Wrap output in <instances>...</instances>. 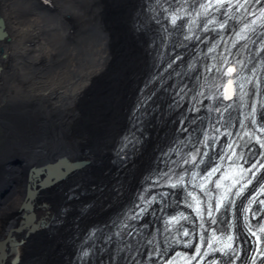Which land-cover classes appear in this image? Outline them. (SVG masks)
I'll return each mask as SVG.
<instances>
[{
    "label": "bare ground",
    "instance_id": "1",
    "mask_svg": "<svg viewBox=\"0 0 264 264\" xmlns=\"http://www.w3.org/2000/svg\"><path fill=\"white\" fill-rule=\"evenodd\" d=\"M47 2L0 0V264H107L99 235L112 237L113 216L178 130L169 108L168 67L179 75L190 56L182 59L166 47L177 61L163 64L166 53L156 43L144 0ZM179 22L169 31L177 33ZM188 45L178 50L185 53ZM96 67L101 72L92 79L95 90L84 95V120L77 102L62 113L65 102L83 97ZM184 107L182 101L176 112ZM98 150L111 160L104 167L113 170L82 185L86 179L73 175ZM146 221L139 231L149 228L151 218ZM140 249L129 250L131 256Z\"/></svg>",
    "mask_w": 264,
    "mask_h": 264
},
{
    "label": "snow or ice",
    "instance_id": "2",
    "mask_svg": "<svg viewBox=\"0 0 264 264\" xmlns=\"http://www.w3.org/2000/svg\"><path fill=\"white\" fill-rule=\"evenodd\" d=\"M173 3H175V0H173ZM184 3H187V0H184ZM225 4L228 5L227 9H225L224 11V15L227 16L228 18H233L235 16V12H240L241 16L240 19H243L246 15H250L252 17H254V19L251 20L250 23L246 24L244 26V28L241 30V32L237 33L236 39L237 40H241V39H248L246 33L248 32H256V27L254 26H264V0H207L206 3H201L199 5L200 11L195 12V15L193 16V13L188 12L187 9L184 8L183 3L178 7L175 8L173 13L171 14V23L173 25L176 24L178 19H182L185 15L187 16H193V19L189 22V27L191 28L192 25L196 24V17H200V16H204V17H208L210 16L211 12L215 11V12H219L221 9L224 8ZM255 5H260L259 10H257L255 8ZM235 9V12H233L232 10ZM216 23V18L212 17L210 19H208L206 21L205 24V28L204 30L207 31L208 30V26L209 25H213ZM226 21L225 23H221L218 25V27L220 29H223L226 27ZM190 38V37H188ZM262 43H264V35H262L260 37ZM245 47H247V45H245ZM212 51H215V48L211 49ZM231 53L229 52V55ZM223 64H229V60L227 59V57H223L222 58ZM243 61H236L235 64H239L241 66H243ZM213 67H215V65H213ZM218 72L222 71V74L225 76L230 77V79L227 81L226 85H223L224 91L220 92L219 88L217 90V93L219 96H223L224 99H228L231 100L233 98V96L236 94L235 93V88L233 87V85L236 83V81L240 80V77L237 76L235 78V80L231 79V77L233 76L234 73L237 72V67L235 65L233 66H229L226 68V70L224 69H216ZM209 71H211V69H209ZM253 75H255V72H253ZM248 83H251V77H249ZM239 88H240V99H243V97L245 95H247L246 92H244V88H245V84L244 83H240L239 84ZM231 107V106H229ZM262 107H264V105H262ZM255 109H253V113H251L250 115H254ZM262 119H264V116H262ZM241 127H245V125L241 124ZM186 130V129H185ZM218 131V129H217ZM260 131L264 132V127L260 128ZM230 135V134H229ZM245 136H250V134L248 132L244 133ZM207 139V137H206ZM256 142L259 144L260 148L264 149V141H261L260 137H255ZM235 143V142H233ZM229 149H233V144H229L228 145ZM198 154V153H197ZM233 155H235V151L233 149ZM206 155V154H205ZM231 159V157H229ZM243 156L241 155V157H238L237 159H242ZM195 155L192 156V162H195ZM185 163H188L189 161H184ZM257 166H259V168H264V162L257 160L254 163L251 164V166L247 169L244 170L242 167L240 169V172L242 174L247 173V171H252V169H257ZM258 170V169H257ZM219 171V166L216 168H213L211 172L208 173V177L213 176L216 172ZM235 171V170H233ZM231 177L229 175H225L224 179H230ZM195 179V176H193V180ZM237 181H233V186H235V183ZM177 183H183V177H181ZM248 183H251V181L249 180ZM175 186V185H173ZM222 183L221 182H217L216 183V187L220 188L222 187ZM201 190L204 189L205 185H200ZM244 187H247V185H244L241 187V189L236 193V195H240L241 192H243ZM230 191V189H229ZM260 195H264V189L261 190L260 193H257L256 197H253L251 203H261L264 204V200H258V197ZM193 200L196 203V212L203 216V212L200 208V201L196 196L192 197ZM227 200V195H224L220 198L219 203L216 206L215 211L219 212L221 207H225V201ZM150 203V201H149ZM234 202H230L229 203V208L231 206V204ZM251 204L249 206L248 211H251ZM144 211V209H141V212ZM208 216L210 218H212L214 216V212L211 208V206H209L208 208V212H207ZM136 215H139V213H137ZM136 215H134L132 218L135 219ZM253 217L256 218V213H253ZM259 219H264V216L260 217ZM177 221H170V223H175ZM212 224H215L216 221L215 219L211 220ZM129 225H125V228H129ZM249 232L251 233V235L253 237L256 238V244H257V253L259 254V257L261 259V264H264V247H261L262 244H264V241L261 240V235L259 234H264V226H258L257 229L255 231H253L251 224H249ZM259 233V234H258ZM124 235H127L129 237H131L133 235L132 231H127L125 233H123ZM184 235H188L187 232L184 233ZM212 241L213 243H217L219 242V238L216 237L215 235L212 237ZM233 237L231 235H229L226 239V241L223 243V247L220 249V251L224 252L225 250H231L233 253H235L237 250L233 248ZM149 243H151V241H149ZM209 247H211V245H209ZM197 255H199V253H197ZM205 255H207V253H205ZM227 264H231V261L227 262ZM252 264H256V256L253 257V261Z\"/></svg>",
    "mask_w": 264,
    "mask_h": 264
},
{
    "label": "rangeland",
    "instance_id": "3",
    "mask_svg": "<svg viewBox=\"0 0 264 264\" xmlns=\"http://www.w3.org/2000/svg\"><path fill=\"white\" fill-rule=\"evenodd\" d=\"M46 2H47V0H46ZM48 3V2H47ZM101 72V68L99 69L98 67H96V68H94L89 74H88V76H87V80H86V84H85V86H84V89L81 91L82 93H83V97H81V95H78V96H76V97H74V98H71V99H69L67 102H65V104H63V106H62V113H68V112H70L72 109H74L75 108V105H76V102H77V105H78V113H79V115L78 116H83V117H80V119L81 120H84L83 118H85V115H86V111H88L89 109L86 107V102L85 101H87L86 99V97H87V95H89L90 94V92L92 91V90H95L94 89V87H93V83H94V81H95V79H94V81H92V79L93 78H95V76L97 75V74H99ZM99 77H101V76H99ZM96 79H98V77L96 78ZM91 90V91H90ZM85 93V94H84ZM86 97H85V96ZM82 100V101H81ZM80 103H81V105H80ZM85 105V106H84ZM84 108V109H83ZM77 113V114H78ZM83 114V115H82ZM81 120H76V122L75 123H77V121H78V123H79V121H81ZM81 124V123H80ZM82 125V124H81ZM77 126H78V130L80 129V125H78L77 124ZM77 130V131H78ZM77 131L75 132V134L77 133ZM76 136L79 138V136L76 134ZM91 149H93L94 150V148H91ZM104 152H100L99 150H98V152L97 151H94L93 153H92V156H93V159L90 161V162H87L84 166H82V167H85L84 169L82 168V169H80V173L79 174H74L73 176H74V180H77V181H79L80 179H81V177L80 176H82V180H85L86 179V182L83 184L82 183V185H90V184H92L93 183V185L96 183V182H100L103 178V174L105 173V172H107L108 171V173L110 172V171H112L113 169H112V166H111V164H109L108 163V161H110L111 162V160L108 158V157H105L106 159H104V154H103ZM98 158V159H97ZM104 160H108V161H105L106 162V164H109V166H107V167H104ZM101 161V162H100ZM98 166H100V167H98ZM88 169V170H87ZM108 169V170H107ZM110 169V170H109ZM67 171H69V169L68 168H66V170H64V172H66V175H67ZM86 171V172H85ZM99 172H101V173H99ZM88 173V174H87ZM69 174V173H68ZM97 174V175H96ZM89 175H90V177H91V180L92 181H88L89 180ZM92 175V176H91ZM76 176V177H75ZM84 176V177H83ZM87 176H88V178H87ZM96 177V178H95ZM94 178V179H93ZM101 179V180H100ZM95 180V181H94ZM95 183H94V182ZM89 183V184H88Z\"/></svg>",
    "mask_w": 264,
    "mask_h": 264
},
{
    "label": "water",
    "instance_id": "4",
    "mask_svg": "<svg viewBox=\"0 0 264 264\" xmlns=\"http://www.w3.org/2000/svg\"><path fill=\"white\" fill-rule=\"evenodd\" d=\"M0 37H3L5 35V33L3 32V26L0 25ZM59 164V163H58ZM57 165V164H56ZM44 168H40L39 170H37V172H40L41 170H43ZM60 170V168H59ZM59 172V171H58Z\"/></svg>",
    "mask_w": 264,
    "mask_h": 264
}]
</instances>
